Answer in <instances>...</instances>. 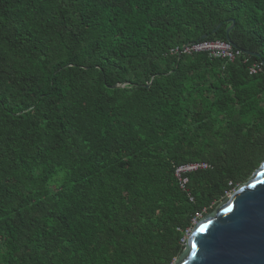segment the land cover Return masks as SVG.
Returning a JSON list of instances; mask_svg holds the SVG:
<instances>
[{
  "label": "trees",
  "instance_id": "obj_1",
  "mask_svg": "<svg viewBox=\"0 0 264 264\" xmlns=\"http://www.w3.org/2000/svg\"><path fill=\"white\" fill-rule=\"evenodd\" d=\"M256 62L264 0H0V264H176L264 164Z\"/></svg>",
  "mask_w": 264,
  "mask_h": 264
},
{
  "label": "water",
  "instance_id": "obj_2",
  "mask_svg": "<svg viewBox=\"0 0 264 264\" xmlns=\"http://www.w3.org/2000/svg\"><path fill=\"white\" fill-rule=\"evenodd\" d=\"M235 28L236 23L228 31L232 45L230 35ZM176 264H264V164L248 183L194 227Z\"/></svg>",
  "mask_w": 264,
  "mask_h": 264
},
{
  "label": "built area",
  "instance_id": "obj_3",
  "mask_svg": "<svg viewBox=\"0 0 264 264\" xmlns=\"http://www.w3.org/2000/svg\"><path fill=\"white\" fill-rule=\"evenodd\" d=\"M200 54H206L212 59H222L233 63L243 58H245V63L249 61L243 51L237 49L229 42H202L190 44L183 48L174 49L169 52V55L172 57H190ZM248 68L249 73L251 75H255L264 70V65L262 62H256L251 64ZM210 168L211 166L206 162L189 163L177 168L176 176L180 182L182 190L185 191L191 203H194V197L189 189L190 175L199 171L208 170ZM237 191L238 190L228 193V197L233 196V194ZM206 213L207 211L203 210L195 214L192 219V226L185 231V237L182 240L184 246L187 245L188 239L191 236L194 227L205 218Z\"/></svg>",
  "mask_w": 264,
  "mask_h": 264
}]
</instances>
